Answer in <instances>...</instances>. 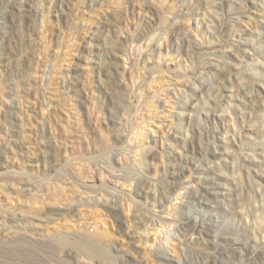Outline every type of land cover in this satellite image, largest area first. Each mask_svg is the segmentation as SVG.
I'll return each instance as SVG.
<instances>
[{"label":"rangeland","instance_id":"rangeland-1","mask_svg":"<svg viewBox=\"0 0 264 264\" xmlns=\"http://www.w3.org/2000/svg\"><path fill=\"white\" fill-rule=\"evenodd\" d=\"M0 264H264V0H0Z\"/></svg>","mask_w":264,"mask_h":264},{"label":"bare ground","instance_id":"bare-ground-1","mask_svg":"<svg viewBox=\"0 0 264 264\" xmlns=\"http://www.w3.org/2000/svg\"><path fill=\"white\" fill-rule=\"evenodd\" d=\"M89 243V242H88ZM87 246V245H86ZM85 252V251H84Z\"/></svg>","mask_w":264,"mask_h":264}]
</instances>
